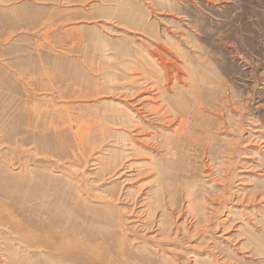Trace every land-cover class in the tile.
I'll return each instance as SVG.
<instances>
[{
    "label": "rangeland",
    "instance_id": "1",
    "mask_svg": "<svg viewBox=\"0 0 264 264\" xmlns=\"http://www.w3.org/2000/svg\"><path fill=\"white\" fill-rule=\"evenodd\" d=\"M253 136L264 0H0V264H264Z\"/></svg>",
    "mask_w": 264,
    "mask_h": 264
},
{
    "label": "bare ground",
    "instance_id": "2",
    "mask_svg": "<svg viewBox=\"0 0 264 264\" xmlns=\"http://www.w3.org/2000/svg\"><path fill=\"white\" fill-rule=\"evenodd\" d=\"M127 22V21H126ZM134 28L136 29V30H141L142 32H144V33H148V30L142 25V23H135L134 25ZM163 48H165L164 46H163ZM161 58L163 59L164 57L163 56H161ZM166 62H168V63H170V64H172V66H174L175 65V61H172L171 59H166ZM164 68V67H163ZM173 68V67H172ZM168 70L170 71V69L168 68H164V70H163V72H162V77H161V79H162V81L164 82V81H166V79H167V74H168ZM138 71V70H137ZM172 71V70H171ZM171 71H170V73H171ZM136 72V71H135ZM134 73V72H133ZM142 75V76H141ZM176 76H177V73H174V78L176 79ZM143 77V74L141 73L140 74V76L138 77V78H142ZM159 77V76H158ZM143 80V79H142ZM158 81H160L159 79H158ZM137 82V81H136ZM157 82V81H156ZM149 83V82H148ZM154 83V82H153ZM158 83V82H157ZM155 84V83H154ZM159 84V83H158ZM163 84V83H162ZM147 87V86H146ZM151 87V86H150ZM161 87V86H160ZM144 89V88H143ZM145 89H147V88H145ZM157 89V88H156ZM159 89V88H158ZM161 89V88H160ZM139 90V89H138ZM140 91V90H139ZM139 91H138V93H139ZM148 91V90H147ZM143 92V91H142ZM145 92V91H144ZM143 96V95H142ZM130 98V97H129ZM167 98V97H166ZM165 98H163V100H164ZM169 99V98H168ZM145 100V99H144ZM147 100V99H146ZM151 100V99H150ZM152 100H154V99H152ZM143 101V100H142ZM167 101H169V100H167ZM164 102V101H163ZM165 103V102H164ZM128 104V103H127ZM137 104H138V106H137V108H136V110H140V109H144V107H142V106H140L141 104L139 103V102H137ZM160 105V104H159ZM165 105H168V102H167V104H165ZM155 106V105H154ZM163 106H164V104H163ZM162 106V107H163ZM161 109V108H160ZM158 110V109H157ZM144 111V110H143ZM183 111V110H182ZM137 112H139V111H137ZM143 116V115H142ZM185 116H186V114H185ZM184 128V127H183ZM256 132V131H255ZM252 139H253V141H254V143L253 144H256V145H260V147H262V149L264 150V140L263 139H260L259 137H257V136H253L252 137Z\"/></svg>",
    "mask_w": 264,
    "mask_h": 264
}]
</instances>
